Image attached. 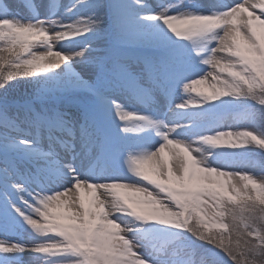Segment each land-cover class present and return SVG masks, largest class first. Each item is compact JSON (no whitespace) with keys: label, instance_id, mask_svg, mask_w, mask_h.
Here are the masks:
<instances>
[{"label":"snow or ice","instance_id":"6c2138e0","mask_svg":"<svg viewBox=\"0 0 264 264\" xmlns=\"http://www.w3.org/2000/svg\"><path fill=\"white\" fill-rule=\"evenodd\" d=\"M256 155L264 0H0V264H264Z\"/></svg>","mask_w":264,"mask_h":264},{"label":"rangeland","instance_id":"374dc122","mask_svg":"<svg viewBox=\"0 0 264 264\" xmlns=\"http://www.w3.org/2000/svg\"><path fill=\"white\" fill-rule=\"evenodd\" d=\"M3 2L5 4H8V3L16 4V3L19 2V0H3ZM38 2H40V0H38ZM44 2H46V0H44ZM143 2L146 3L151 8H155L161 2V0H143ZM60 3L61 4H68L69 0H60ZM61 10H63V9H61ZM106 42H107V40L104 39L103 36H101L99 38L98 44H96L94 46H97L101 50H103L107 46V44H105ZM127 54L130 55V56H135V55H137L139 53H138V50H136V49H128L127 50ZM77 71H81L79 66H77ZM83 74L84 73L82 72V75ZM24 92H25V87L23 85H18L17 86V94L20 95V94H23ZM177 102H179V99H177ZM252 159L255 162V164L252 167H250L248 170L259 173V171H260L259 165L261 163H264V161L261 162V160L258 157H252ZM0 166L2 167L3 165L0 164Z\"/></svg>","mask_w":264,"mask_h":264},{"label":"bare ground","instance_id":"6f19581e","mask_svg":"<svg viewBox=\"0 0 264 264\" xmlns=\"http://www.w3.org/2000/svg\"><path fill=\"white\" fill-rule=\"evenodd\" d=\"M27 259H28V257L26 256V257H25V260H27Z\"/></svg>","mask_w":264,"mask_h":264}]
</instances>
